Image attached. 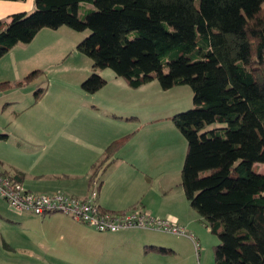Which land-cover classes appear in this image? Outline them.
<instances>
[{
  "label": "trees",
  "instance_id": "trees-1",
  "mask_svg": "<svg viewBox=\"0 0 264 264\" xmlns=\"http://www.w3.org/2000/svg\"><path fill=\"white\" fill-rule=\"evenodd\" d=\"M83 1L95 9L79 19ZM34 5L31 13L0 19V57L43 28L66 25L88 30L77 51L131 88L154 80L164 90L190 86L194 106L171 116L187 142L180 174L184 195L219 238L215 264H264V173L256 167L264 165V0H34ZM104 84L94 72L81 87L94 93ZM133 135L105 148L91 167L90 184L100 183L99 174Z\"/></svg>",
  "mask_w": 264,
  "mask_h": 264
},
{
  "label": "rangeland",
  "instance_id": "rangeland-1",
  "mask_svg": "<svg viewBox=\"0 0 264 264\" xmlns=\"http://www.w3.org/2000/svg\"><path fill=\"white\" fill-rule=\"evenodd\" d=\"M2 2L8 6L4 11L7 12L8 8V13L11 14L31 13L35 7L34 0H2ZM94 9L93 3L80 2L77 16L83 19ZM1 21L6 22L7 18L4 17ZM88 33V30L80 32L66 25L57 29L43 28L32 41L17 43L0 57V82H6L0 88V134L7 135L6 139L0 138V168H9L8 163L12 162L25 168L30 167L33 173L41 169L45 173L43 177L45 182L48 180L67 182L72 177H66L62 172L65 171V166H55L57 164L51 163L55 159L51 154L61 153L63 144L72 145L66 141L62 142L65 139L63 136H119L128 131H137L145 119L165 115L163 120L174 126V136L180 138L177 151L170 160L172 170L167 181L174 191L170 196L183 202L184 214L189 212L198 219L190 226L179 225L185 227L186 235L157 230L142 231L156 238L169 240L172 238L173 244L180 251H184L186 264H215L214 249L219 243V238L211 232L207 221L196 213L184 195L180 174L187 142L171 120V116L175 113L194 106L190 86L174 85L164 90L159 86L158 81L154 80L149 85L150 88L128 87L123 78L117 76L112 69L93 67L92 60L77 51V43ZM135 36L134 31L130 33L129 38ZM33 70L38 71L25 79V76ZM94 72L105 79V84L94 93H86L81 87V82ZM39 89H42V92L36 99L34 93ZM137 136H144V131L139 132ZM175 143L177 145V140ZM256 167L260 173H264V165L258 164ZM50 173L61 174L56 178L49 175ZM104 174L109 175L108 172L103 171L99 177L102 179ZM186 210L188 211L185 212ZM1 213L6 214L11 220L20 221L17 220L20 218L11 212L7 203L0 198ZM24 214L35 215L30 212ZM51 215L57 218L66 216L57 212ZM4 222L5 226H8L7 221ZM14 225L17 227L12 226L11 233H15L14 230L22 231L21 223ZM22 228L28 235L37 234L36 239L43 242L45 238L41 237V234L49 228V225L28 221L26 224L23 223ZM188 235L193 236L194 243ZM99 242L90 240L89 247L94 250L99 247ZM126 243L121 242L120 247H128ZM103 245L111 247L113 242L105 240ZM65 247L63 243L62 248ZM190 248L193 256L186 258ZM62 252L57 254V257L62 256V264H64L65 254ZM116 254L118 253L111 250L102 257L99 252L93 257L98 256L99 260L105 263L113 260ZM118 255L120 258L125 257L124 252Z\"/></svg>",
  "mask_w": 264,
  "mask_h": 264
},
{
  "label": "crops",
  "instance_id": "crops-1",
  "mask_svg": "<svg viewBox=\"0 0 264 264\" xmlns=\"http://www.w3.org/2000/svg\"><path fill=\"white\" fill-rule=\"evenodd\" d=\"M6 7L8 6L0 0V18L5 17L8 21L11 13H8V8L7 12L4 11ZM151 84L152 81L141 87L150 88ZM151 87L154 88V86ZM157 116L145 119L140 129L132 131L134 135L114 153L113 161L104 170L109 175L104 174L102 179L99 177L97 203L109 211H127L138 207L151 215L165 217L176 225L190 226L198 218L189 212L188 214L183 213V202L170 196L174 191L167 181L172 170L170 160L177 151L180 138L177 139L174 136V126L167 120H163L165 115ZM141 131H144V136H137ZM125 134L119 136H63L65 139L62 142L66 141L72 145L61 144V153L51 154L55 158L51 163L57 164L55 166H65V171L62 172L66 177H72L67 182L51 180L45 182L43 180L45 173L41 169L35 171L40 172L36 174L30 171V167L25 168L12 162L8 163L9 168L3 170L19 176L23 185L32 191L44 193L61 191L65 194L84 197L93 187V183H89L92 165L103 158L105 148L113 140ZM6 138L7 136L2 139ZM55 166L54 168L58 170ZM59 174L61 173H50L49 175L58 178ZM73 178L76 182L72 180ZM12 213L20 218L17 219L20 221L11 220L4 213L0 214V264H62V256L57 257V254L62 251L65 254L64 264H186L184 251H180L173 244L172 238L170 240L156 238L142 231L149 229L97 232L95 228L94 230L68 216L57 218L51 214L32 216L31 214ZM5 220L8 226H5ZM28 221L34 224L49 225V228L41 234L45 241L37 240V234L28 235L24 232L22 225ZM16 223H21L22 231L14 230L15 233H11V227ZM90 240L100 241L99 247L94 250L90 248ZM105 240L113 242V245L105 247L103 245ZM121 242H127L128 247H120ZM63 243L66 245L64 249L62 248ZM149 246L164 247L170 251L159 253L149 250ZM111 250L118 254L124 252L125 257L120 258V255L116 254L113 260L105 263L100 261L98 256L93 257L97 252L102 257L104 253ZM192 256L190 248L186 258H192Z\"/></svg>",
  "mask_w": 264,
  "mask_h": 264
},
{
  "label": "built area",
  "instance_id": "built-area-1",
  "mask_svg": "<svg viewBox=\"0 0 264 264\" xmlns=\"http://www.w3.org/2000/svg\"><path fill=\"white\" fill-rule=\"evenodd\" d=\"M98 185L96 181L84 197L65 194L36 192L27 189L13 172L0 168V198L9 209L22 214L35 215L61 213L99 232H116L126 229H149L171 234L186 235L183 226L174 224L165 217L152 216L141 208L134 207L127 211H109L97 203ZM193 242V236L188 235Z\"/></svg>",
  "mask_w": 264,
  "mask_h": 264
}]
</instances>
